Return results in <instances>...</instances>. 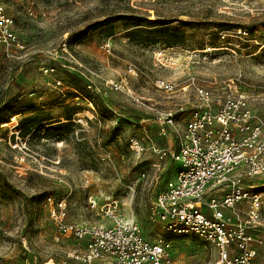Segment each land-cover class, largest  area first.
<instances>
[{
    "label": "rangeland",
    "instance_id": "obj_1",
    "mask_svg": "<svg viewBox=\"0 0 264 264\" xmlns=\"http://www.w3.org/2000/svg\"><path fill=\"white\" fill-rule=\"evenodd\" d=\"M192 84L237 87L264 127V0H0V264H77L86 242L57 232L48 198L65 224L110 227L112 211L154 239L150 204L178 172L155 153L154 112L198 104ZM245 185L229 214L264 264V174ZM170 241L176 264H219L214 246Z\"/></svg>",
    "mask_w": 264,
    "mask_h": 264
},
{
    "label": "built area",
    "instance_id": "obj_2",
    "mask_svg": "<svg viewBox=\"0 0 264 264\" xmlns=\"http://www.w3.org/2000/svg\"><path fill=\"white\" fill-rule=\"evenodd\" d=\"M192 85L198 104L189 108L181 103L154 112L160 136L167 138L170 130L176 142V148L167 145L155 153L162 162L170 160L178 166L177 174L166 181L149 207L148 219L161 227V234L153 232L154 239H149L138 223L112 211L106 212L115 220L110 227L68 225L64 204L47 199L57 232L86 242L84 252L69 255L77 264H176L170 239L214 246L219 264L253 263L256 251L249 247L247 228L229 212L248 199L245 189L254 187L245 183L264 174L262 121L237 87L216 94ZM155 87L169 95L177 90L175 81L158 80ZM130 148L139 155L144 151L138 142ZM90 203L92 209L97 207L95 200Z\"/></svg>",
    "mask_w": 264,
    "mask_h": 264
},
{
    "label": "trees",
    "instance_id": "obj_3",
    "mask_svg": "<svg viewBox=\"0 0 264 264\" xmlns=\"http://www.w3.org/2000/svg\"><path fill=\"white\" fill-rule=\"evenodd\" d=\"M171 23H165V24H160L158 26H160L161 28L156 29L157 31L161 32V33H169L170 32V27H168ZM67 121H70V119H67ZM53 124H55V122L53 123H49L44 125L43 127L45 128H41L40 126H35V127H30L28 129L23 128L22 125H20V127L17 129L19 131H21V135L23 138H26L27 136L31 135L32 137L35 136V133L40 132L45 130L46 132L48 131V129H52L53 127L59 126H52ZM67 124V123H66ZM66 124H61L60 126L66 125ZM37 130V131H35Z\"/></svg>",
    "mask_w": 264,
    "mask_h": 264
},
{
    "label": "crops",
    "instance_id": "obj_4",
    "mask_svg": "<svg viewBox=\"0 0 264 264\" xmlns=\"http://www.w3.org/2000/svg\"><path fill=\"white\" fill-rule=\"evenodd\" d=\"M165 142V146L169 145V146H173L174 148H176V142L174 140V137H172L171 135L168 136L167 138H162ZM166 182H164V184L161 185V189H163L164 185Z\"/></svg>",
    "mask_w": 264,
    "mask_h": 264
}]
</instances>
